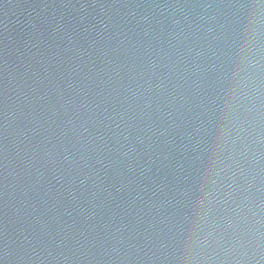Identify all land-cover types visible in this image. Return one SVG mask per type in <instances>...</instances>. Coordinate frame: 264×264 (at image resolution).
<instances>
[{"label": "water", "instance_id": "obj_1", "mask_svg": "<svg viewBox=\"0 0 264 264\" xmlns=\"http://www.w3.org/2000/svg\"><path fill=\"white\" fill-rule=\"evenodd\" d=\"M0 264H264V0H0Z\"/></svg>", "mask_w": 264, "mask_h": 264}]
</instances>
